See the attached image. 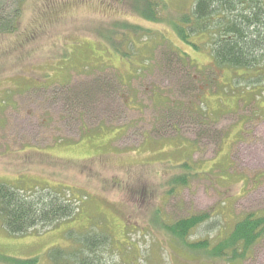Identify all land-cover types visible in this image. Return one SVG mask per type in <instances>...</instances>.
I'll list each match as a JSON object with an SVG mask.
<instances>
[{"label": "rangeland", "instance_id": "rangeland-1", "mask_svg": "<svg viewBox=\"0 0 264 264\" xmlns=\"http://www.w3.org/2000/svg\"><path fill=\"white\" fill-rule=\"evenodd\" d=\"M195 1L21 3L0 34V183L83 202L24 235L0 220V264H73L86 240L96 264H229L188 244L264 215V62L218 64L213 28L186 39ZM252 249L231 264H264Z\"/></svg>", "mask_w": 264, "mask_h": 264}, {"label": "trees", "instance_id": "trees-1", "mask_svg": "<svg viewBox=\"0 0 264 264\" xmlns=\"http://www.w3.org/2000/svg\"><path fill=\"white\" fill-rule=\"evenodd\" d=\"M23 1L0 0V34L16 30ZM12 3L17 4L15 11L8 10ZM193 7V19L190 21L193 25L183 28L186 39L191 34L204 33L213 28L212 51L218 64L253 68L264 62V0H196ZM176 183L187 184L182 178H177ZM82 202V198L72 194L46 189L23 192L14 185L0 183V220L12 235L47 229L71 219L78 213ZM208 218L209 214L193 215L169 228L175 236L184 240L191 228ZM263 238L264 215L247 214L217 243L212 244L207 239L188 245L194 250H206L212 259H226L231 264L248 259L249 252ZM103 243L86 240L78 254L71 258L73 264H96L88 252H95ZM60 262L63 263V260H57V263ZM24 264L31 262L27 260Z\"/></svg>", "mask_w": 264, "mask_h": 264}]
</instances>
